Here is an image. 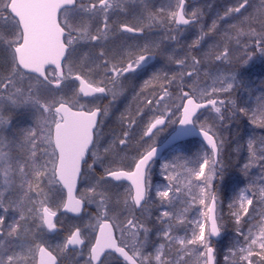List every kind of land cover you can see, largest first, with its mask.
Masks as SVG:
<instances>
[{
	"label": "snow or ice",
	"instance_id": "snow-or-ice-1",
	"mask_svg": "<svg viewBox=\"0 0 264 264\" xmlns=\"http://www.w3.org/2000/svg\"><path fill=\"white\" fill-rule=\"evenodd\" d=\"M257 56L264 0H0V264H264Z\"/></svg>",
	"mask_w": 264,
	"mask_h": 264
},
{
	"label": "trees",
	"instance_id": "trees-1",
	"mask_svg": "<svg viewBox=\"0 0 264 264\" xmlns=\"http://www.w3.org/2000/svg\"><path fill=\"white\" fill-rule=\"evenodd\" d=\"M244 67L249 69L248 72L245 73V82L247 86L251 88L253 91H256L258 93L262 86L261 81H264V57L257 56L256 60H254L249 65H246ZM171 130L172 129L170 128V131ZM199 144L200 142L198 140H189V141L180 143L175 148H178L180 146L193 147V146H198ZM174 149L170 150V153L167 155L166 159L163 162H161V164L166 162L172 157V155L174 154ZM159 168L160 166L157 169V174L159 173ZM229 238L230 236L225 235V237L223 238L221 242L228 244Z\"/></svg>",
	"mask_w": 264,
	"mask_h": 264
},
{
	"label": "water",
	"instance_id": "water-1",
	"mask_svg": "<svg viewBox=\"0 0 264 264\" xmlns=\"http://www.w3.org/2000/svg\"><path fill=\"white\" fill-rule=\"evenodd\" d=\"M171 134H172V132L170 133V135L167 137V139L162 144L158 145V153H157L156 161L162 159L167 150L173 148L175 145H177L180 142L190 140V139H197L201 142L200 137L198 135L194 134L191 136L184 137L181 140H179L175 145H172L169 143V138H170Z\"/></svg>",
	"mask_w": 264,
	"mask_h": 264
},
{
	"label": "rangeland",
	"instance_id": "rangeland-1",
	"mask_svg": "<svg viewBox=\"0 0 264 264\" xmlns=\"http://www.w3.org/2000/svg\"><path fill=\"white\" fill-rule=\"evenodd\" d=\"M198 2L199 3H202V4H212V3H214L215 2V0H198ZM213 11H215V7L213 8ZM211 18V13L209 14V17H208V19H210ZM209 23H210V20H209ZM257 59V57H254L253 58V60L252 61H250V63L251 62H253L254 60H256ZM249 63V64H250ZM166 132H164V133H162L161 134V136L158 138V142H160L165 136H166ZM227 245V243H219V247L223 250L224 249V247Z\"/></svg>",
	"mask_w": 264,
	"mask_h": 264
}]
</instances>
